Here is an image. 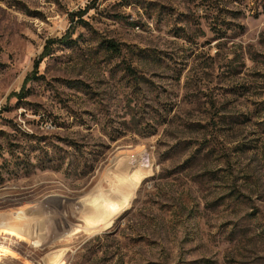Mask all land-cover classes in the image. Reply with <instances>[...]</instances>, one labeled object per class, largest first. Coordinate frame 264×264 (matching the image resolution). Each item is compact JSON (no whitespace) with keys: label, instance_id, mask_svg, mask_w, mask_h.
Returning a JSON list of instances; mask_svg holds the SVG:
<instances>
[{"label":"rangeland","instance_id":"obj_1","mask_svg":"<svg viewBox=\"0 0 264 264\" xmlns=\"http://www.w3.org/2000/svg\"><path fill=\"white\" fill-rule=\"evenodd\" d=\"M0 264H264V0H0Z\"/></svg>","mask_w":264,"mask_h":264},{"label":"trees","instance_id":"obj_2","mask_svg":"<svg viewBox=\"0 0 264 264\" xmlns=\"http://www.w3.org/2000/svg\"><path fill=\"white\" fill-rule=\"evenodd\" d=\"M87 12H88V9H85V10H82L80 12H77L76 15H79L80 17H82ZM71 16L73 18L74 14H71ZM80 23H85V21L84 20H80ZM71 33H73V32H71ZM71 36L72 35H70V36L64 35V36H62L60 38H53V39L47 40V43L44 46V50H43L42 54L40 55L39 60H36L34 62V66H33L34 69H33V74H32V78L33 79H37V77H38L37 76V72L39 70L40 63L43 61V59L45 57H47L51 53L53 46L55 44H57V43H59V44H68V43H70ZM108 49L110 51H112L113 54H116V55H120L121 52H122L121 46L118 43L114 42V41L108 42ZM128 69H129L130 72L133 71L131 68H128ZM27 94H28V91L25 90V88H22L21 91L19 93H16L15 95H16L17 98L23 99V98H25L27 96Z\"/></svg>","mask_w":264,"mask_h":264},{"label":"bare ground","instance_id":"obj_3","mask_svg":"<svg viewBox=\"0 0 264 264\" xmlns=\"http://www.w3.org/2000/svg\"><path fill=\"white\" fill-rule=\"evenodd\" d=\"M124 192V191H123ZM108 200V199H107ZM110 201V200H109ZM105 207V206H104Z\"/></svg>","mask_w":264,"mask_h":264}]
</instances>
